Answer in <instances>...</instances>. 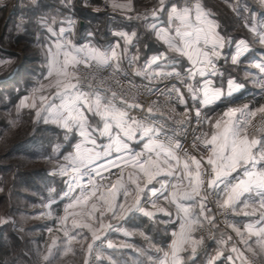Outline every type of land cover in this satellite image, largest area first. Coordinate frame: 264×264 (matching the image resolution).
Returning <instances> with one entry per match:
<instances>
[{"label":"crops","instance_id":"obj_1","mask_svg":"<svg viewBox=\"0 0 264 264\" xmlns=\"http://www.w3.org/2000/svg\"><path fill=\"white\" fill-rule=\"evenodd\" d=\"M113 5L128 4L129 0H104ZM102 2V3H103ZM131 11L127 8L114 7L119 13L115 16H110L108 13L101 11V4H91L90 0H37L36 4L32 0H0V43L3 39H8L9 35L14 42V45L1 46L0 44V69L7 64L6 69L0 76H5L12 72L9 76H17L19 66L24 60L21 58V50L15 48L20 46L21 42L26 39L35 38L34 46L42 48L41 53L32 58L28 63H34V68H29V64L22 66L20 74L40 78L41 82L38 86L28 90L22 96L25 105L22 107L30 112L32 122H41L48 126L54 127L61 132L60 138L64 142L70 143L71 152V165L80 167L85 162L90 160H97L105 158L115 152H118L127 147H137L148 150V148H158L161 144L157 143L154 136V128L140 120L131 118L125 111L117 109L109 100L100 95L86 94L74 81L73 76H57L54 72L51 77L48 76V48L50 47L53 53H56L60 44H63L64 49H61V61L63 60V51L71 50L73 55H77L78 59L81 55H90L92 50L95 49L100 52L107 53L109 56L113 50L114 36L117 33H126L132 37L131 44H125L127 48V55L135 57L139 64L149 61L153 57L160 56L156 64L152 65L153 71L183 69L189 62L188 59L180 55L175 50V46L170 47L164 43L163 40L170 38L169 34L174 33L177 28L184 29L185 25L190 23L196 29L203 27L205 31L201 33L202 37H206L209 44L213 39L218 37L223 38L226 57L219 63L218 69L215 71L217 75L209 73L201 77L199 71L193 80V86L197 88L199 95V86L204 80H214L215 87L222 88L227 91V81L231 78L242 84L243 87L231 95H224L215 103L221 104L222 108L217 110L214 104L206 106L207 111L212 115L211 121L207 126V138L210 139L217 131L213 127L217 118H219L229 107L230 102H243L248 96L256 97V104H264V98L257 97L261 89L256 85V76L261 74L259 69L253 65L256 63L264 64V52H252L253 47L250 46L247 51L239 60L238 64L231 63V56L237 50V42L245 39H237L228 42L222 33L220 23L216 18V14L211 7L204 4L203 0H197L200 11L201 20L197 23L195 14L190 21L181 22L177 19L170 21L172 5H177L183 8L188 5L183 0H175L167 4L163 8L161 18H156L154 11L150 10L145 19L148 20L146 28L149 33L143 37L139 35L134 28L127 27L125 23L136 19V15L140 13L141 9L136 5V0H130ZM15 4V10L10 11L12 5ZM64 4V5H63ZM81 4V6H79ZM79 7L92 11L94 15L83 16L79 13ZM133 12V13H131ZM99 14V15H95ZM100 21L105 22L100 29H96V24ZM72 22L71 24L69 22ZM125 22L124 24H121ZM20 25L23 27V32L17 36H12L13 28L20 30ZM155 26V27H153ZM64 28L62 33L60 30ZM52 31H48V29ZM38 31L40 34H35L32 31ZM157 34L160 37L158 38ZM246 41V40H245ZM179 38H177V43ZM248 43V41H247ZM248 45H250L248 43ZM205 47L203 43L199 46ZM245 46L239 45L243 50ZM77 50H82L77 53ZM16 56L19 57L16 60ZM98 60V59H97ZM101 62L100 60H98ZM103 63V62H101ZM29 68V69H28ZM75 66L71 64L68 67L69 73H74ZM247 74V78L246 77ZM62 81L59 88L56 87V81ZM74 84L76 88L73 90L72 103L78 100H86L87 104L80 103L78 109L73 113V118L68 127H64V121L61 120L63 111H56V106L61 104V100L57 92L64 91L63 84ZM41 96L46 97L42 102ZM21 100V101H22ZM52 103L53 108L48 109V104ZM35 104L36 107L31 105ZM87 105H91L89 110ZM37 112L40 116H37ZM88 132V137L81 135V132ZM262 133V132H261ZM261 133L249 134V138L259 136ZM166 150H171L172 157L171 163H177V155L174 150L165 147ZM224 161V164H228ZM264 167V164L261 165ZM76 169V172H77ZM151 169H149L150 171ZM170 170V169H169ZM222 170V169H221ZM244 168H240L228 175L225 180L235 179L238 176H243ZM186 171H190L193 176L197 171V167L188 164L185 169L184 162L181 163L180 176L183 178ZM173 176L167 175L158 176L153 184L144 187L146 183V174L141 172V168H132L126 170L116 180L106 183L98 190L84 194L77 190V184L68 183L66 190L68 196H63L59 202L56 203L58 214L57 217L65 223H70L72 232L70 235L73 245L78 246L76 242L83 240L82 252L86 255L90 253L91 247L99 241L109 238V243L113 247H103L105 250H133L135 253H142L141 249L146 248L148 251L156 252L157 261L155 264H161L164 252L171 253V245L173 239H177L172 234L179 233L180 221L183 219V213L180 212L177 205L172 202L173 197L170 195L165 200L164 196L173 191L172 184L180 183L181 189L187 187V181L181 183L177 181L170 182ZM135 181V182H134ZM161 181H167V184L162 186ZM139 185V187L137 186ZM65 188V187H64ZM158 190V194L153 197L151 189ZM140 189H143L141 191ZM201 196H203L200 187ZM140 198L139 205L136 204L137 198ZM224 198V192L221 195V201ZM262 195L257 194L256 189L251 192L242 193L239 199L233 206L236 212L238 223L243 224L251 223L258 219L257 215H244V212L252 213L257 211H264L260 209V201ZM158 207H162L169 213L166 215L163 212L156 211L152 208V203ZM181 203L189 204L191 208L192 219L195 221L192 230V237L198 241L195 228L199 222L202 221L203 216L201 212V197H196L191 201H180ZM138 207H144L149 211L155 212V216L149 218L142 212L138 211ZM127 231L130 235L125 236L124 232ZM164 236L167 237L166 241L162 243ZM231 235L219 231L216 239L211 244L213 253L216 250L222 249L225 256H233L235 264H251L245 260V252L250 251L260 256L264 264V252L260 251L257 238L255 236L249 237L246 232L241 228V244L236 243L233 238L229 240ZM142 238L145 244L137 241ZM247 240V244L244 240ZM226 242V243H225ZM57 246V243L54 244ZM126 245H131L128 247ZM69 244H67V247ZM91 246V247H89ZM235 247L242 255L236 258V253L231 252ZM183 264H207L208 258L205 257L204 252L199 244L196 246V254H191V246L186 252H182ZM171 262V255H169V264ZM216 264H231L226 258L222 257Z\"/></svg>","mask_w":264,"mask_h":264},{"label":"rangeland","instance_id":"obj_2","mask_svg":"<svg viewBox=\"0 0 264 264\" xmlns=\"http://www.w3.org/2000/svg\"><path fill=\"white\" fill-rule=\"evenodd\" d=\"M172 1L175 0H165L162 5L160 0H136V5L141 9L139 16L121 24L125 23L145 37L149 33L146 28L148 20L145 19L147 12L163 9ZM214 3L220 4L219 8L223 9L210 6L217 16L223 12L232 20V27L222 28L228 42L245 39L252 47L264 48L258 43V36L244 25V21H247L258 31H264V5L260 0H217ZM100 24L103 27L105 22L99 20L97 30ZM16 28L11 30L12 36L23 32L22 25L20 30ZM32 32L35 37L40 34L37 30ZM10 36L1 40V46L11 47L13 43H18ZM34 40L26 37L20 46L15 47L21 50L23 66L29 64V68H34V63L28 62L42 51L41 47L34 46ZM6 67L7 64L1 67V73ZM40 82V78L19 73L13 82L0 86V122H4L0 125V198H3L0 202V220L8 221L0 224V235L9 237L11 233L14 237L16 243L11 261L16 264H85L89 254L80 253L83 240L76 242L78 246L73 245L72 237L67 235L72 232V226L60 220L56 214L55 202L69 195L66 190L68 183L78 184L77 166L71 165L68 142L58 140L61 132L59 134L54 127L32 122L30 113L24 111L21 105L22 99L11 104L12 95L19 91L27 92ZM29 176L34 179L31 187L25 183ZM141 250L140 256L130 255L132 264H155L158 254L146 248ZM98 256V264H128L129 261L121 263L115 254L103 248L99 249Z\"/></svg>","mask_w":264,"mask_h":264},{"label":"snow or ice","instance_id":"obj_3","mask_svg":"<svg viewBox=\"0 0 264 264\" xmlns=\"http://www.w3.org/2000/svg\"><path fill=\"white\" fill-rule=\"evenodd\" d=\"M36 2L37 0H32L33 4H36ZM160 2L163 5L165 0H160ZM260 3L261 5H264V0H260ZM113 6L127 8L129 11H131L130 0L128 4H114ZM171 13L176 15H170V21L172 19H177L181 22L190 21L194 14L197 23H199L202 18L197 0H193L191 5H185L183 8H180L177 5H172ZM69 23L71 24L72 22L70 21ZM244 25L246 29L252 31L258 36V43L261 46H264V31H258L256 27H254L252 24H249L247 21H244ZM48 31L51 32L52 29L50 28ZM60 31L63 33L64 28L62 27ZM204 31L205 29L203 27L196 29L193 25L188 23L185 25L184 29L177 28L174 33H170V38L167 40H163L159 34H157V36L170 47L175 46V50L179 52L180 55H183L188 59L191 69L199 71L201 77H204L209 73L217 75L218 73L215 71L217 61L225 58L223 52V38L218 37V39H213L209 44L207 38L201 36V33ZM117 35L123 38L125 40V44L127 45L131 44L132 37L135 36V33H132V36H128V34L123 32L117 33ZM177 38H179L178 43ZM201 43L204 44V48L199 47ZM237 45V50L231 56L232 64H238L240 58L250 49V45H248L247 41L245 40L238 41ZM239 45L245 46L243 50L239 48ZM207 47H211L212 51H206L205 49ZM118 48L119 44L117 43L115 48H113L111 51L110 56H108L107 53L93 49L90 55L85 56L83 62L86 63L89 59H98L104 64H108L111 60L116 62L115 70H119V53L116 50ZM217 48H219V50H217ZM61 49H64L63 44H60L56 53H53L50 47L48 48L49 77H51L54 72L57 74V76H74V73L68 72V67L70 64L74 67L76 64L81 62L77 55H73L74 52L71 50L63 51V60L61 61ZM80 51L82 50H77V53ZM125 52H127V48H125ZM159 59L160 56L151 58L146 63L144 71H139L136 74L144 75L147 69L156 64ZM253 66L259 69L260 73L264 75V64L256 63ZM191 69H189V71ZM173 73L178 74V72H175L174 70L173 72L167 73V75H173ZM165 74L166 73H164L162 70L155 73L157 76H163ZM193 78V76L189 77V79ZM245 78H247V74ZM61 83L62 81L57 80L56 87L59 88ZM214 84V80H204L199 86V95L197 94V88L195 86L191 84L188 85V91L191 94L192 100H199L200 105L206 107L219 101L222 96L231 95L243 87V85L238 83L235 78H231L227 81L226 92L222 88L215 87ZM256 85H258L260 89L264 90V80H261ZM63 88L64 91L57 92V95L60 97L61 104L56 106V111H63L61 120L64 121L63 126L68 127L72 121L73 113H75L78 109V105L80 103L87 104V101L78 100L75 104L72 103L74 94L73 90L76 88V85L70 83L63 84ZM45 99L46 97L41 96L42 102ZM179 103L181 105H185L187 103L182 94ZM21 105H25L24 100L21 101ZM31 106L36 107L35 104H32ZM87 106L89 110H91V105ZM51 108H53V104L49 103L48 109ZM148 111L151 112L152 109H148ZM257 114L264 115V104H260V106L256 107L255 109L251 108L248 104L228 108L219 118L216 119L215 124L213 125V127L217 129L216 133L210 139H204L202 141L205 147L211 145L209 148V155L205 160L207 164L211 165L212 176L208 181V188L210 190L218 188L221 185H225V178L231 173L238 171L240 168L245 169L243 172V177L239 179L238 183L224 187V198L222 200V207L224 208L233 207L242 193L251 192L253 189H256L257 194L262 195L260 209H264V167H261V165L264 164V132L251 139L248 135L242 136L240 134L244 126L250 122V118L256 117ZM196 115L200 116L199 109H197ZM37 116H40L39 112H37ZM156 134L161 135L160 132H157ZM81 135L88 137V132L82 131ZM179 143V141L176 142L177 147H179ZM148 151L156 155V160L153 161L151 158H149L141 165V172L146 174L145 188L152 185L153 181L156 180L158 176H173L176 167L175 164L171 163V160L174 159V157H172L171 150L164 149L162 144L158 148L150 146ZM192 160L197 167V171L195 172L194 176L190 171H186L183 178L179 173H175L177 181H180L181 183L187 181L188 186L181 189L180 183H173V191L164 196L165 200L168 199L169 195L173 197L172 202L175 203L180 212L183 213V219L180 221L179 233L174 232L172 234L174 237H177V239H173L172 241L171 253L169 254V252H164L161 264H169V255H171L170 264H183V257L181 256V253L188 251L189 246H191V254L195 255L196 246L200 243V241H197L191 235L195 221L192 219L190 205L180 202L191 201L196 197H201L202 210L200 215H204V211L206 209L204 208V199L200 192V187L204 184V181L200 179L201 161L196 157H192ZM224 161H228L229 163L224 164ZM184 166L185 169L188 168L187 161L184 162ZM149 169L151 170L149 171ZM166 184L167 181H161L162 186ZM137 186L139 187V185ZM140 190L143 191V189ZM157 194L158 190L152 188L151 195L155 197ZM139 203L140 198L138 197L136 204L139 205ZM152 208H154L156 211L169 215V213L166 212L164 208L158 207L154 202L152 203ZM137 210L149 218L155 216V212L149 211L144 207H138ZM257 214L258 219L251 223L245 224L243 226V231L246 232L249 237L255 236L257 238L256 243L258 244L260 251L264 252V211H260L259 213H257V211L252 213L244 212V215L246 216ZM2 223H8V221L0 220V224ZM235 230L238 235H241V229L235 228ZM124 235L128 236L130 233L125 231ZM230 239L231 237H229V240ZM244 243L247 244L246 239L244 240ZM108 246L113 247L111 243H109ZM126 246L131 247V245ZM231 252L236 253V258H240L242 255L235 247L231 249ZM222 257L226 258V260L231 262V264H235L233 256L229 255L226 257L222 249L216 250L214 254H209L207 264H216V262L220 261Z\"/></svg>","mask_w":264,"mask_h":264},{"label":"built area","instance_id":"obj_4","mask_svg":"<svg viewBox=\"0 0 264 264\" xmlns=\"http://www.w3.org/2000/svg\"><path fill=\"white\" fill-rule=\"evenodd\" d=\"M184 1L188 5L193 3V0ZM14 8L15 4L12 5L10 11H13ZM100 9L110 16L119 13L107 1L101 4ZM154 12L156 18H161V9H155ZM117 43L119 44V48L116 49L119 53V70H115V61L110 60L108 64H104L98 60L89 59L84 63L86 55H81L79 57L81 62L75 65L72 79L86 94L104 96L113 106L125 111L131 118L143 121L154 128V140L174 150L177 155L176 167L170 182L176 180L175 173H180L182 162L187 161L191 166H195L192 157L201 161L200 179L204 181L201 189L206 210L202 221L197 224L195 232L198 241H200L199 246L206 258H209V254H214L211 244L219 231L231 235L236 243L241 244V237L235 228L241 229L243 224L238 223L233 207H222L220 198L225 186L238 183L243 176L226 180L225 185L213 190L208 188L212 171L211 165L207 164L205 160L209 155L211 145L205 147L202 141L208 139L207 126L212 115L206 107L200 105L199 100L193 101L188 91V85H193L198 71L191 69L188 62L183 69L162 70L166 73L163 76L155 75L157 71H153L152 68H148L144 75H137V72L144 71L148 61L139 64L135 57H129L125 52L124 40L119 35L114 36L113 48ZM205 50L211 52L212 48L207 47ZM223 52L226 57V52L224 50ZM220 61H217L216 69H218ZM189 69L191 70L189 71ZM174 70L178 74L167 75ZM190 76L194 78L189 79ZM261 80H264V75L258 74L256 83ZM181 94L187 101L185 105L179 103ZM257 97L264 98V90L261 89ZM243 104H248L253 109L260 106L256 104L255 96H248L243 102H230L229 107H238ZM214 105L217 106V110L222 108L221 104L214 103ZM148 109H152V111L149 112ZM197 109L200 111V116L196 115ZM157 132H160L161 135H157ZM261 132H264V115L257 114L256 117L250 118V122L244 126L240 134L243 136ZM177 141L180 142L179 147L176 146ZM149 158L155 161L156 155L143 148L127 147L105 158L85 162L76 172L77 188L84 194L98 190L104 184L119 178L126 170L141 168L143 162ZM108 242V237L96 242L91 247L85 264H98L99 249L106 247ZM244 257L251 264H263L260 256L256 253L247 251Z\"/></svg>","mask_w":264,"mask_h":264},{"label":"trees","instance_id":"obj_5","mask_svg":"<svg viewBox=\"0 0 264 264\" xmlns=\"http://www.w3.org/2000/svg\"><path fill=\"white\" fill-rule=\"evenodd\" d=\"M104 0H90V3L93 5V4H101ZM204 1V4L207 5V6H214L216 9L218 10H223L222 7L219 8L220 4H216L214 3V1H217V0H203ZM208 1H213V2H208ZM81 6V4L79 5ZM79 13L80 15H83L84 17L86 16H91V15H94L92 13V11L90 10H87V9H84L83 7L80 8L79 7ZM95 15H99V14H95ZM216 18L218 19L219 23H220V27L221 28H228L229 27H232V20L230 19V17L221 12V15L217 16L215 15ZM231 20V21H230ZM264 52V48H261V47H253V50L252 52ZM23 66V62L20 64L19 66V70L17 72V75L20 73V70ZM12 74V72H10L9 74L7 75H3V76H0V86H3V85H7L9 84L10 82H13L14 79L17 77L16 75H14L13 77H10L9 76ZM8 89V88H6ZM1 91H4V90H1ZM24 91H19V92H16L14 95L11 96V104H15L19 99L22 98V96L24 95ZM20 101V100H19ZM26 109H24L25 111ZM28 111V110H26ZM29 112V111H28ZM30 113V112H29ZM4 122H0V125H3ZM62 141V140H61ZM64 142V141H62ZM68 145H69V148H70V143L68 142ZM39 173H35L34 175H37ZM1 181V179H0ZM25 183L28 187H31L34 183V179L33 177H30L27 178L25 180ZM3 200V198H0V202ZM9 237H4L3 235H0V264H16L14 261H11V257L13 256V253H14V243L15 240L14 237L12 236L11 233L8 234ZM12 238V239H11ZM167 237L164 236L162 243H164L166 241ZM165 240V241H164ZM137 241L141 242L142 244L144 242V240H142V238H138ZM109 252H111L112 254H115V257L118 258L120 260V262L122 263L125 262V260H129L128 261V264H132V262L130 261V255H136V256H140L141 253H135L133 250H109Z\"/></svg>","mask_w":264,"mask_h":264},{"label":"bare ground","instance_id":"obj_6","mask_svg":"<svg viewBox=\"0 0 264 264\" xmlns=\"http://www.w3.org/2000/svg\"><path fill=\"white\" fill-rule=\"evenodd\" d=\"M78 182V181H77Z\"/></svg>","mask_w":264,"mask_h":264}]
</instances>
